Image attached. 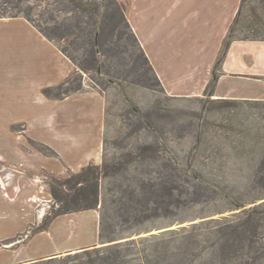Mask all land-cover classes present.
I'll list each match as a JSON object with an SVG mask.
<instances>
[{"label": "rangeland", "instance_id": "rangeland-1", "mask_svg": "<svg viewBox=\"0 0 264 264\" xmlns=\"http://www.w3.org/2000/svg\"><path fill=\"white\" fill-rule=\"evenodd\" d=\"M123 9L115 0H0V18L27 20L82 72L53 91L52 98L92 87L106 97L97 207L54 217L63 204L51 200L49 184L54 177L64 180L81 169L68 170L61 177L45 171L31 175L38 194L26 195L25 210L20 208L28 224L23 234L0 242V264L8 261L5 250L20 249L25 257L26 242L47 231L57 251L81 248L94 237L96 248L133 240L137 249L149 254L148 260L160 259L164 264H264V255L257 257L264 254V241L253 245V250L244 249L252 256L239 257L240 248L221 249L222 233L215 230L223 218L240 219L244 209L264 212L259 205L264 201V101L165 96L123 21ZM231 36L264 39V0L245 1ZM3 61L0 44L1 90L5 89ZM3 94L0 91V107L6 105L0 109L9 116L0 118V155L7 153L5 141L11 139L25 142L21 149L30 147L57 158L26 130V124L45 118L43 107L35 108L36 113L43 112L37 117L28 107L36 106L35 101ZM22 172L0 162V182L5 187ZM14 193L9 196L6 191L4 196L17 201L18 192ZM19 202L22 206L23 199ZM210 220L218 223H207ZM261 231L260 226L251 233Z\"/></svg>", "mask_w": 264, "mask_h": 264}, {"label": "crops", "instance_id": "crops-1", "mask_svg": "<svg viewBox=\"0 0 264 264\" xmlns=\"http://www.w3.org/2000/svg\"><path fill=\"white\" fill-rule=\"evenodd\" d=\"M115 1L124 6L123 21L163 94L186 99L204 95L242 0ZM0 44L5 69L1 76L5 87L0 89L4 91L2 96H22L23 102L35 101L36 106L29 104V110L43 107L45 118H37L43 112L35 111L37 121L26 124V130L33 140L46 145L57 156L45 157L30 147H25L28 149L25 151L20 147L25 146L23 141H5L7 153L0 155V162L23 171L17 179L9 181L8 187L0 182V242H10L19 233L23 234L28 224L27 214L21 211L25 210V196L38 194L30 183L31 175L45 171L61 177L68 170L101 165L106 97L104 91L93 87L60 98L44 96L43 89H55L72 75L82 72L27 20L0 18ZM215 79L211 92L215 99L264 101V39H233ZM5 105L2 103L0 108ZM0 111V118L9 116L6 110ZM22 122L26 120L13 121ZM14 190L18 192V200L10 201L4 193L7 191L13 196ZM22 199L23 207L19 202ZM47 232L34 235L26 242L28 254L25 257L21 256L20 249L16 252L5 250L3 256L8 261L4 264L57 257L92 247L95 243L93 237L81 248L57 251ZM37 240L43 242L42 245L36 243ZM57 242L60 244L58 239Z\"/></svg>", "mask_w": 264, "mask_h": 264}, {"label": "trees", "instance_id": "trees-1", "mask_svg": "<svg viewBox=\"0 0 264 264\" xmlns=\"http://www.w3.org/2000/svg\"><path fill=\"white\" fill-rule=\"evenodd\" d=\"M245 1L247 0H242L241 7L245 3ZM239 12L235 17L234 22L236 21ZM233 24L229 28L228 34L223 41V45L221 47V50L214 65V69H213L214 77L205 89V93H204L205 96L210 97L212 95L211 92L216 81L215 77L217 76L219 66L225 56V53L227 51L230 42L233 40L231 36V29ZM251 40H255V39H251ZM140 55L142 56V58H144L142 52H140ZM68 82L69 79L62 85L56 87L55 89L45 88L42 90V93L44 94V96L50 98V96L51 97L53 96L52 95L53 91H57V90L60 91L65 85L68 84ZM70 91L72 90L70 89ZM76 91H72V92H76ZM72 92L65 91L62 94L58 95V93H56L54 95L56 98H60L61 95H68ZM223 101L229 102L235 100H223ZM37 145L40 144L37 143ZM44 147L47 148V151L51 152L52 154H55V152L46 145ZM101 172L102 169L100 166L89 165L87 167L82 168L80 173L76 175H72L70 178L59 180L54 177L53 182L49 184V193L51 195V200L55 201L56 203L63 204V207L57 212V214H55L54 217L62 213L66 214L67 212H78L83 209L85 210L95 209L98 205V179ZM77 183L80 184L79 188L76 187ZM259 205L264 207V201ZM235 208H243V206L236 205ZM262 218H264V212L257 211L252 208L244 209L243 216L238 220L226 222L227 221L226 219L228 218H223L222 223H219L220 226L218 228H215L217 233H222L221 239L219 241L221 249L240 248L241 251L239 257L252 256L249 255L250 253H245L244 249L247 248L248 250H253L252 247L253 245L259 243V241H264V224L263 222H261ZM207 223L217 224L218 222L210 220ZM260 226L262 228V231L259 234L257 232L251 233L252 230L259 228ZM45 228L41 230H44ZM204 238L206 240L208 239L207 237ZM138 246L139 244L133 240L127 241L126 243L124 242V244L119 243L112 246L101 247V248H96V246H92L88 248H82L76 251L75 253L73 252L74 254L70 252L68 255L64 257H50L47 259L32 260L21 264H130L131 261H138V264H143V262H147V264H164L160 262V259H157L155 261L148 260L149 254L145 256L144 251L142 249H137ZM133 249L134 250L136 249L134 254H133ZM134 255L137 256V259L131 260L129 256H134ZM263 255L264 254H260L257 257H261ZM157 257H163V256L158 255Z\"/></svg>", "mask_w": 264, "mask_h": 264}]
</instances>
